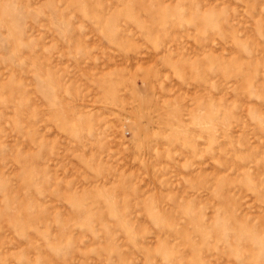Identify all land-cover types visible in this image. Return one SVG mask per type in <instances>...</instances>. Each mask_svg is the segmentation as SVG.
I'll list each match as a JSON object with an SVG mask.
<instances>
[{
    "label": "rangeland",
    "instance_id": "1",
    "mask_svg": "<svg viewBox=\"0 0 264 264\" xmlns=\"http://www.w3.org/2000/svg\"><path fill=\"white\" fill-rule=\"evenodd\" d=\"M0 264H264V0H0Z\"/></svg>",
    "mask_w": 264,
    "mask_h": 264
}]
</instances>
